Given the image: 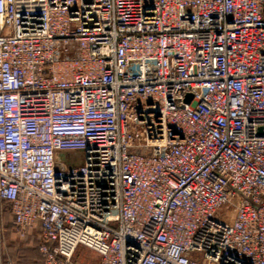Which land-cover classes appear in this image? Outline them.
Listing matches in <instances>:
<instances>
[{"label": "built area", "instance_id": "obj_1", "mask_svg": "<svg viewBox=\"0 0 264 264\" xmlns=\"http://www.w3.org/2000/svg\"><path fill=\"white\" fill-rule=\"evenodd\" d=\"M2 203L44 264H264V0H0Z\"/></svg>", "mask_w": 264, "mask_h": 264}, {"label": "crops", "instance_id": "obj_2", "mask_svg": "<svg viewBox=\"0 0 264 264\" xmlns=\"http://www.w3.org/2000/svg\"><path fill=\"white\" fill-rule=\"evenodd\" d=\"M40 229L31 227L23 235L13 226V216L7 204L0 207V264H44L38 244Z\"/></svg>", "mask_w": 264, "mask_h": 264}, {"label": "rangeland", "instance_id": "obj_3", "mask_svg": "<svg viewBox=\"0 0 264 264\" xmlns=\"http://www.w3.org/2000/svg\"><path fill=\"white\" fill-rule=\"evenodd\" d=\"M74 259L79 264H97L99 257L98 255L88 248L79 247L74 254Z\"/></svg>", "mask_w": 264, "mask_h": 264}, {"label": "water", "instance_id": "obj_4", "mask_svg": "<svg viewBox=\"0 0 264 264\" xmlns=\"http://www.w3.org/2000/svg\"><path fill=\"white\" fill-rule=\"evenodd\" d=\"M187 96H188L187 98L189 99L190 98V94H188Z\"/></svg>", "mask_w": 264, "mask_h": 264}]
</instances>
